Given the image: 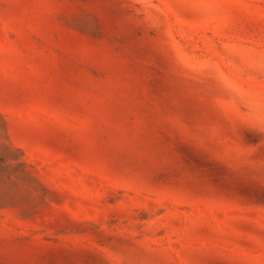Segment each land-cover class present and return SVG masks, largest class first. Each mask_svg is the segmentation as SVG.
Wrapping results in <instances>:
<instances>
[{
    "label": "rangeland",
    "instance_id": "rangeland-1",
    "mask_svg": "<svg viewBox=\"0 0 264 264\" xmlns=\"http://www.w3.org/2000/svg\"><path fill=\"white\" fill-rule=\"evenodd\" d=\"M0 264H264V0H0Z\"/></svg>",
    "mask_w": 264,
    "mask_h": 264
}]
</instances>
